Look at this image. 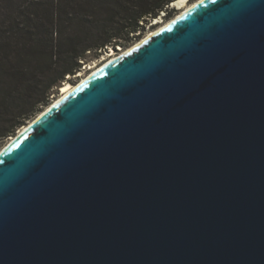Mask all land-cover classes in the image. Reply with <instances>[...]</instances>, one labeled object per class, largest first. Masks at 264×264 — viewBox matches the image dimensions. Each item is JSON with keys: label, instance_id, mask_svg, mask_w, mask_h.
Returning <instances> with one entry per match:
<instances>
[{"label": "water", "instance_id": "1", "mask_svg": "<svg viewBox=\"0 0 264 264\" xmlns=\"http://www.w3.org/2000/svg\"><path fill=\"white\" fill-rule=\"evenodd\" d=\"M0 264H264V0H205L0 155Z\"/></svg>", "mask_w": 264, "mask_h": 264}, {"label": "trees", "instance_id": "2", "mask_svg": "<svg viewBox=\"0 0 264 264\" xmlns=\"http://www.w3.org/2000/svg\"><path fill=\"white\" fill-rule=\"evenodd\" d=\"M174 1L0 0V142L44 111L55 88L73 82L67 76L87 64L88 52L97 57L138 41Z\"/></svg>", "mask_w": 264, "mask_h": 264}, {"label": "bare ground", "instance_id": "3", "mask_svg": "<svg viewBox=\"0 0 264 264\" xmlns=\"http://www.w3.org/2000/svg\"><path fill=\"white\" fill-rule=\"evenodd\" d=\"M188 1L189 0H175L174 3H173V6L178 7V8H183L184 7V9H182V11L178 15H176V17H174L173 19H171L167 23L161 25L159 28H156V29L150 31L144 38L140 39L134 45H132L131 47L127 48L126 50H123L121 53L115 54L114 52L111 51V53L109 54V57L107 59H103L104 61H102V63L100 65H98L96 67H94L92 65H87L86 69L89 72L84 77L82 76L83 78H81V80H79L78 83H76V84L66 83V84L62 85V87L60 88V96L58 98H56L34 120H32L30 123H28L27 125L22 127L15 136L10 137V139L7 142V144L0 150V155L2 153H4L7 150V148L13 142H15L18 139V137H20L26 131H28L31 127H33V125H35V123H37V121H39L46 113H48L57 104H59L60 102L65 100L69 95H71L82 84L86 83L89 79H91L92 77L97 75L100 71H102L103 69H105L106 67H108L109 65H111L112 63L117 61L118 59H120L123 55L128 53V51H130L134 46H136L139 43H142V42L146 41L147 39H149L150 37L156 35L159 31L164 29L167 25L171 24L173 21H175L176 19L180 18L181 16H183L184 14H186L187 12H189L190 10H192L194 7H196L197 5H199L200 3H202L205 0H197V1H195L194 3H192L190 5L187 4Z\"/></svg>", "mask_w": 264, "mask_h": 264}, {"label": "rangeland", "instance_id": "4", "mask_svg": "<svg viewBox=\"0 0 264 264\" xmlns=\"http://www.w3.org/2000/svg\"><path fill=\"white\" fill-rule=\"evenodd\" d=\"M195 1H197V0H189L187 4L190 5V4L194 3ZM173 3L170 4L169 9H168L169 10L168 12H171L172 16L167 18L166 14H168V12L165 11L164 13H162L161 16L157 20L152 21L147 26L146 31L143 33V35L140 37V39L144 38L150 31H152V30H154L156 28H159L161 25L167 23L168 21H170L171 19L176 17V15H178L182 11V9H184V7L183 8H178V7L173 6ZM136 42L137 41H134L133 43H131L127 47H117L116 49H113L111 47H109L108 49L106 48V50H103L100 53V55L97 56V57H95V52H92V53L88 52V57H87L88 62H87V64L86 65L82 64V68L75 75H73L71 77L67 76V79H71L73 81V82H67V83H71V84L78 83V81L81 80V78H83L86 74H88L89 71L86 69L87 65H92V66L96 67V66L100 65L102 63V61H104L103 59H107L109 57V54L111 53V51L114 52L115 54L121 53L123 50H126L127 48L131 47ZM64 84H66V83H63L62 85H64ZM52 93L53 94L51 95V101L53 102L56 98H58L60 96V87L55 88ZM29 122H27V124ZM9 139L10 138L6 139L3 142H0V150L7 144Z\"/></svg>", "mask_w": 264, "mask_h": 264}]
</instances>
